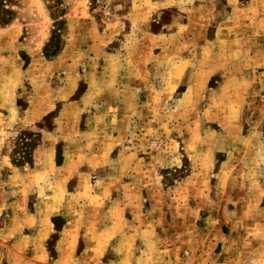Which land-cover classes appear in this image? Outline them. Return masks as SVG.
<instances>
[{
	"label": "rangeland",
	"instance_id": "1",
	"mask_svg": "<svg viewBox=\"0 0 264 264\" xmlns=\"http://www.w3.org/2000/svg\"><path fill=\"white\" fill-rule=\"evenodd\" d=\"M0 16V264H264V0Z\"/></svg>",
	"mask_w": 264,
	"mask_h": 264
},
{
	"label": "trees",
	"instance_id": "2",
	"mask_svg": "<svg viewBox=\"0 0 264 264\" xmlns=\"http://www.w3.org/2000/svg\"><path fill=\"white\" fill-rule=\"evenodd\" d=\"M1 17H2V16H0V19H1ZM5 20H6V19H5ZM4 22H5L4 20H3V21H0V24H1V23L3 24Z\"/></svg>",
	"mask_w": 264,
	"mask_h": 264
},
{
	"label": "crops",
	"instance_id": "3",
	"mask_svg": "<svg viewBox=\"0 0 264 264\" xmlns=\"http://www.w3.org/2000/svg\"><path fill=\"white\" fill-rule=\"evenodd\" d=\"M68 263H71V262H68Z\"/></svg>",
	"mask_w": 264,
	"mask_h": 264
}]
</instances>
